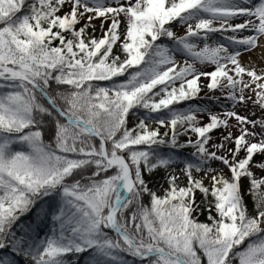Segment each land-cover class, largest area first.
Returning a JSON list of instances; mask_svg holds the SVG:
<instances>
[{
	"label": "snow or ice",
	"instance_id": "6c2138e0",
	"mask_svg": "<svg viewBox=\"0 0 264 264\" xmlns=\"http://www.w3.org/2000/svg\"><path fill=\"white\" fill-rule=\"evenodd\" d=\"M264 0H0V264H264Z\"/></svg>",
	"mask_w": 264,
	"mask_h": 264
},
{
	"label": "bare ground",
	"instance_id": "6f19581e",
	"mask_svg": "<svg viewBox=\"0 0 264 264\" xmlns=\"http://www.w3.org/2000/svg\"><path fill=\"white\" fill-rule=\"evenodd\" d=\"M257 51L259 52V54L257 53ZM249 57H251V63H253L257 69L262 68L263 63H264V49L260 48L258 50L255 49V51H251L250 53L244 55L242 57V59L244 60L245 63L249 62Z\"/></svg>",
	"mask_w": 264,
	"mask_h": 264
},
{
	"label": "rangeland",
	"instance_id": "374dc122",
	"mask_svg": "<svg viewBox=\"0 0 264 264\" xmlns=\"http://www.w3.org/2000/svg\"><path fill=\"white\" fill-rule=\"evenodd\" d=\"M258 49H259V48H258ZM258 49H256V50H258ZM261 49H264V48H260V50H261ZM253 51H255V50H253ZM257 53L259 54L258 51H257ZM260 54H261V53H260ZM260 54H259V55H260ZM262 67H264V63H263V66H262Z\"/></svg>",
	"mask_w": 264,
	"mask_h": 264
}]
</instances>
